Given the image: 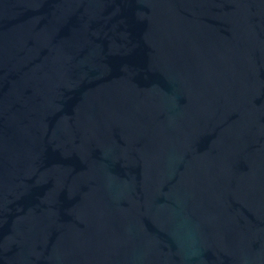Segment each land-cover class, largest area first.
<instances>
[{
    "label": "water",
    "instance_id": "1",
    "mask_svg": "<svg viewBox=\"0 0 264 264\" xmlns=\"http://www.w3.org/2000/svg\"><path fill=\"white\" fill-rule=\"evenodd\" d=\"M0 264H264V0H0Z\"/></svg>",
    "mask_w": 264,
    "mask_h": 264
}]
</instances>
